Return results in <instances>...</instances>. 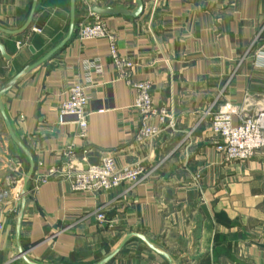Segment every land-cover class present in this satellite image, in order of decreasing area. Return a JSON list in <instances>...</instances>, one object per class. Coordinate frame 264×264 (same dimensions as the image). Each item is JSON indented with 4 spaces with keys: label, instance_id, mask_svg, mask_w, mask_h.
Listing matches in <instances>:
<instances>
[{
    "label": "crops",
    "instance_id": "obj_1",
    "mask_svg": "<svg viewBox=\"0 0 264 264\" xmlns=\"http://www.w3.org/2000/svg\"><path fill=\"white\" fill-rule=\"evenodd\" d=\"M143 1L140 17L117 15L104 22L116 33L120 54L135 63L132 81L152 83L155 106L171 111L176 127L156 121L158 135L136 142V90L120 77L107 39H80L85 13L76 0L69 42L3 96L14 133L36 162L29 188L59 164L60 150L70 144L78 159L86 156L97 164L103 153L114 152L117 166L138 162L148 177L132 190L125 182L98 194L73 192L58 179L42 184L26 197L20 242V204L4 194L0 264H29L19 256L20 247L38 264H99L131 233L145 235L176 264H264V151L228 162L216 150L211 130V114L226 103L264 110V0ZM34 2L25 32L0 31V44L10 56L7 60L0 51V92L68 37L72 0H0V27L22 29ZM97 4H122L131 12L138 7L137 0ZM76 84H84L90 98L86 139L77 124H62L59 117ZM1 121L10 137L0 143L5 192L16 163L29 169L30 161L12 139L0 108ZM100 212L105 222L98 220ZM107 264L170 263L132 238Z\"/></svg>",
    "mask_w": 264,
    "mask_h": 264
},
{
    "label": "built area",
    "instance_id": "obj_2",
    "mask_svg": "<svg viewBox=\"0 0 264 264\" xmlns=\"http://www.w3.org/2000/svg\"><path fill=\"white\" fill-rule=\"evenodd\" d=\"M97 2L98 0H80L85 14L79 26V37L81 40L105 38L109 41L111 56L120 77L126 79L136 90L134 108L140 117L136 142L143 144L151 141L160 132V126L154 124L156 121L159 124L167 123L168 127L174 129L176 119L167 108L155 106L151 82L132 81L131 73L135 63L120 54L118 37L107 27L104 18L90 11L91 6ZM35 31L41 32L42 30L35 29ZM20 44L19 42L18 46ZM89 101L86 86L76 84L70 89L69 97L62 103L59 112L62 124L75 123L79 126V136L82 139L88 136L87 107ZM211 115V130L218 139L216 150L224 156L226 161H246L255 156L258 151H264L263 109L249 111L243 106L226 103L217 113ZM236 117L239 119L238 124L234 122ZM59 158L60 162L56 167H53L48 174L40 175L34 180L28 194L35 192L42 184L53 179L68 182L73 192L98 194L118 188L125 182L130 184L129 190H132L148 177L145 167L138 162L127 163L122 167L117 166L114 152L103 153L100 162L92 164L86 156L78 159L76 146L70 144L60 150ZM23 170L22 163L17 162L11 176L7 178V181L9 180L7 191L3 192L0 188V201L4 194L6 197L7 193H10L13 196V202L20 204L25 177ZM98 220L106 221L103 212L98 214ZM0 228H3L2 219H0Z\"/></svg>",
    "mask_w": 264,
    "mask_h": 264
},
{
    "label": "water",
    "instance_id": "obj_3",
    "mask_svg": "<svg viewBox=\"0 0 264 264\" xmlns=\"http://www.w3.org/2000/svg\"><path fill=\"white\" fill-rule=\"evenodd\" d=\"M137 2H138V7L133 12H131V10L129 8L125 7L122 4H119L115 7H103L101 5L94 4L93 6H91L90 11L92 13H94L95 15H98L102 18L117 16V15L132 16V17L138 18L142 15L145 6H144L143 0H137ZM35 11H36V2H34V6L32 8L30 17H29L26 25L22 29H20L18 31H9V30H6V29L0 27V31H2L4 33H8L10 35L22 34L23 32H25L30 27V25L33 21V17L35 15ZM75 20H76V0H72V16H71V24H70V31H69L68 37L63 42H61L57 47H55L53 50H51L41 60H39V61H37L31 65L26 66L17 76H15L9 82L8 86L0 92V108H1L2 115L6 121L9 133H10L12 139L24 151V153L27 155V157L30 161V167H29V169L26 172L25 177H24L23 190H22V200L20 202L19 211H18L17 238H18L19 242H20L21 224H22L23 214H24V210H25V206H26V197H27L28 192H29V184H30L32 178L34 177L35 172H36V162H35V159L33 157V154L23 144V142L21 140H19V138H17V136L15 135L12 124H11V122H10V120L6 114L5 108H4L3 96L21 78L26 76L29 72H31L32 70H34L35 68H37L41 64L47 62L53 55H55L59 50H61L69 42V40L72 38L74 30H75ZM0 51H1V54L4 58H6L7 60L10 59V56L7 54L6 49H5L4 45H2V44H0ZM132 238H139V239L143 240L150 249H152L154 252L161 255L162 257L166 258L170 264H176L174 258L167 251L156 246L145 235H143L141 233L129 234L125 238V240L122 242V244L119 246V248L113 254H111L109 257H107L105 260L100 262L99 264L109 263L121 251V249L127 244V242ZM24 253H25V251L20 247L19 256L23 257L27 261V263H29V264H38V263L30 261L25 256Z\"/></svg>",
    "mask_w": 264,
    "mask_h": 264
},
{
    "label": "rangeland",
    "instance_id": "obj_4",
    "mask_svg": "<svg viewBox=\"0 0 264 264\" xmlns=\"http://www.w3.org/2000/svg\"><path fill=\"white\" fill-rule=\"evenodd\" d=\"M0 129L4 130L1 134H0V143H2L3 141L9 139L10 140V137H9V134H8V131L5 129L4 125H3V122L1 121L0 122ZM23 172H27L28 169L27 168H24L23 167Z\"/></svg>",
    "mask_w": 264,
    "mask_h": 264
}]
</instances>
